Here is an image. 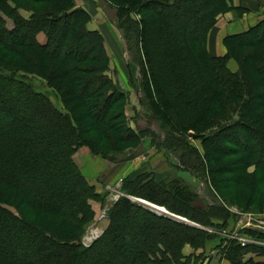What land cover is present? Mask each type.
I'll list each match as a JSON object with an SVG mask.
<instances>
[{"label": "trees", "instance_id": "1", "mask_svg": "<svg viewBox=\"0 0 264 264\" xmlns=\"http://www.w3.org/2000/svg\"><path fill=\"white\" fill-rule=\"evenodd\" d=\"M104 1L116 10L118 28L133 45L131 64L141 68L142 115L154 120L159 131L129 126L125 111L129 94L107 76L110 58L104 38L87 27L91 17L75 0H0V255L13 242L27 239L43 252L23 263L0 256V264L88 261L105 246L124 216H133L135 235L142 232L143 236L131 246L133 251L120 250L113 264H180L186 245L197 248L210 239L203 229L121 196L107 211L109 222L103 234L89 246L81 244L84 228L94 215L89 200L98 197L73 158L82 147L93 155H109L146 137L161 141L157 147L174 167L194 173L206 190L208 186L211 207L193 206L196 190L175 176L157 183L140 174L125 182L123 192L163 205L204 228L213 225L212 218L230 214L215 192L243 184L239 177L231 180L224 175L234 172L227 167L226 157L241 154L235 164L264 171V158L257 155L264 152V17L243 32L224 36L225 54L217 56L209 31L223 12L243 10L233 6V0ZM197 11L202 18L190 29L183 23L184 13ZM167 29L178 33L163 45L170 50L165 58L175 57L174 64L168 61L171 72L162 71L167 77L172 71L177 74L174 80L170 75V104L163 94V102L158 101L162 84L154 71L157 62L164 61L155 50V36ZM39 33L44 34V43L38 41ZM231 60L237 65L235 71L229 68ZM189 131L202 140V156L185 141ZM231 132L246 145L233 142ZM218 141L219 158L213 161L210 154ZM68 186L72 194L60 201L41 200L46 194L57 196L55 190ZM157 227L173 237L145 236ZM227 251L231 264H241L242 249ZM249 252L264 253L254 246Z\"/></svg>", "mask_w": 264, "mask_h": 264}, {"label": "rangeland", "instance_id": "2", "mask_svg": "<svg viewBox=\"0 0 264 264\" xmlns=\"http://www.w3.org/2000/svg\"><path fill=\"white\" fill-rule=\"evenodd\" d=\"M75 4L89 13L91 20L87 27L92 30H98L104 38L107 54L110 58V69L107 72V76L113 83H116L129 94L128 104L125 109L129 126L133 129L150 128L158 132L159 129L154 120L150 117L147 119L142 115L140 107L142 94L139 88L141 68L138 63L131 64L133 45L123 38L118 28L116 10L104 0H75ZM232 4L233 6H241L243 10L223 12L217 17L213 28L209 31L210 43L217 56L225 54V48L222 43L224 36L243 32L264 17V0H233ZM22 15L27 16L28 14L22 11ZM200 18H202V14L198 11L193 14L184 13L183 23L193 29L195 23L198 25ZM7 24L10 26V21L7 20ZM177 34L176 31L167 29L155 36L158 42V47L155 50L159 57L164 59V61L157 62L154 68L155 74L162 84L161 93H158L157 98L158 101H162L163 94L166 96L165 103L168 104L170 103L167 95L173 90L171 78L174 80L177 74L172 71V74L170 73L171 78L170 75L168 78L162 72L163 70L170 71L171 68L168 67L169 60H173L172 63H175V57H172L173 59L165 58V55L169 54L170 50L165 49L163 45H168L167 42ZM37 39L39 42L44 43V34L39 33ZM229 68L232 71L237 69V65L233 60L229 62ZM194 135L193 131H189L187 136H184L185 141L192 150L202 156L204 153L201 145L202 140L195 138ZM230 137L239 146L246 145V142L238 134L231 132ZM160 142L146 137L136 145H121L120 151L109 155H93L91 150L86 147L76 151L73 155L75 163L98 195L96 199L89 200L94 215L87 226L85 225L84 233L80 239L81 244L89 246L103 234L109 222L107 211L121 196H126L130 200L136 201V197L125 195L123 186L127 180L134 179L140 174L149 175L157 183H165L173 176L181 178L196 190L198 197L194 201L195 203H192L193 206L202 210L206 209V207H211V204H209L211 201L206 196L208 186L206 190L203 182L194 173L174 167L173 162L158 149L157 145ZM213 146L215 151L210 154V159L215 161L219 158L216 150L221 148V143L218 141ZM108 147L109 145L102 146L101 149L106 150ZM257 155L260 159L264 158V152L261 150L257 152ZM240 157L241 154H233L225 158L227 167H231L234 172H228L224 175L231 180L239 177L243 184L236 189L223 188L222 190L214 191L223 208L226 211H230V214L227 212L229 216L223 219L212 218L213 225L211 227L204 228L197 223L172 214L163 205L157 204L164 208L166 210L164 211L168 214L141 203L157 214H164L175 220L189 223L205 230L209 234L210 239L205 240L203 246L196 248L186 245L183 248L182 255L184 258L180 259V264H231L227 260L229 253L227 250L235 249L236 247L242 249L238 258L241 264L264 263V253L249 252L252 246L258 247L264 252V171L258 170L254 166H247L245 163L235 164L234 162ZM61 182L65 183L66 180L62 179ZM259 184H262V187H259ZM25 188L27 189L28 187L26 186ZM209 190L211 191L210 188ZM72 192L73 189L68 186L61 191L55 190L57 196L53 197L51 194H46L45 199L42 198L41 200L52 199L58 202L61 197L69 196ZM142 201L150 204L144 200ZM150 205L153 206V204ZM132 217L126 218L124 216L116 223L113 234L108 238L105 246L98 249L96 257L92 256L90 260L78 264H113L117 261L120 250L133 251L135 247L131 246L137 244V241L143 235L142 232L139 235L138 233L135 235L136 222H134L135 220ZM248 231H255V233L251 235L253 233L250 234ZM146 235L151 239L173 237L171 234H163L159 227L155 228L152 233H145ZM34 247L35 243L29 239L15 241L12 245L5 248L0 256L6 257L8 261L15 263L33 261L43 254V252Z\"/></svg>", "mask_w": 264, "mask_h": 264}, {"label": "water", "instance_id": "3", "mask_svg": "<svg viewBox=\"0 0 264 264\" xmlns=\"http://www.w3.org/2000/svg\"><path fill=\"white\" fill-rule=\"evenodd\" d=\"M136 201H138V202H140V203H143V204H145V205H148V206H150L151 208H154V209H156V210H158V211L165 212V211H162V210L157 209L156 207H153L152 205H150V204H148V203L143 202L142 200L136 199ZM165 213L168 214L167 212H165ZM169 215H170V214H169ZM171 216H172V215H171ZM173 217H174V216H173ZM176 218H178V217H176ZM178 219H180V218H178ZM181 220H183V219H181Z\"/></svg>", "mask_w": 264, "mask_h": 264}, {"label": "bare ground", "instance_id": "4", "mask_svg": "<svg viewBox=\"0 0 264 264\" xmlns=\"http://www.w3.org/2000/svg\"><path fill=\"white\" fill-rule=\"evenodd\" d=\"M150 204H151V203H150ZM153 207H156L157 209L162 210V211L165 210L164 208H161L160 206L157 207V205H154V204H153ZM165 211H166V210H165Z\"/></svg>", "mask_w": 264, "mask_h": 264}]
</instances>
